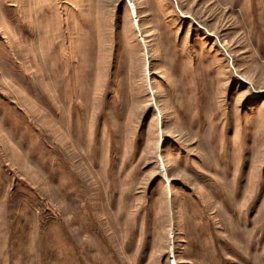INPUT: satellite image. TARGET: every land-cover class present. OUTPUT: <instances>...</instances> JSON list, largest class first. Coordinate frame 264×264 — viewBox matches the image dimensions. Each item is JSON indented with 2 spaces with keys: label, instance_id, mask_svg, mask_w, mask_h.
Listing matches in <instances>:
<instances>
[{
  "label": "rangeland",
  "instance_id": "obj_1",
  "mask_svg": "<svg viewBox=\"0 0 264 264\" xmlns=\"http://www.w3.org/2000/svg\"><path fill=\"white\" fill-rule=\"evenodd\" d=\"M264 264V0H0V264Z\"/></svg>",
  "mask_w": 264,
  "mask_h": 264
},
{
  "label": "bare ground",
  "instance_id": "obj_2",
  "mask_svg": "<svg viewBox=\"0 0 264 264\" xmlns=\"http://www.w3.org/2000/svg\"><path fill=\"white\" fill-rule=\"evenodd\" d=\"M171 262H172V260H171ZM171 264H175L174 261Z\"/></svg>",
  "mask_w": 264,
  "mask_h": 264
}]
</instances>
